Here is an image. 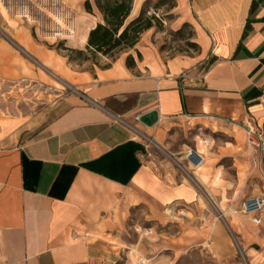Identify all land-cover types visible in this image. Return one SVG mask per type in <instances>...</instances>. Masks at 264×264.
Here are the masks:
<instances>
[{"label":"crops","instance_id":"1","mask_svg":"<svg viewBox=\"0 0 264 264\" xmlns=\"http://www.w3.org/2000/svg\"><path fill=\"white\" fill-rule=\"evenodd\" d=\"M146 1L134 0L131 18ZM176 1L181 25L196 29L195 55L165 59L152 41L147 45L152 28L110 66L79 71L32 43L41 63L56 68L54 74L73 91L35 114L16 100L10 116L0 114V264H94L110 256L111 234L103 229L115 215L146 207L162 222L178 205L199 219L191 240L206 243L204 256L213 264H242L226 225L208 216L204 196L217 194L222 203L241 178L255 187L251 195L264 196V184L257 188L259 177L264 180V151L247 136L252 129L264 140V0ZM96 25L86 30L85 42ZM17 52L0 38V72L13 75L22 64L28 67L31 62L21 55V65L11 62ZM23 79L28 80L0 77V86ZM154 110L160 118L154 127L135 121ZM182 122L198 126L193 148L206 154L197 184L153 156L133 128L157 141ZM216 178L221 186H212ZM261 219L264 223V213ZM232 223L239 234L261 232L236 219ZM247 255L249 264H264V247H248Z\"/></svg>","mask_w":264,"mask_h":264},{"label":"rangeland","instance_id":"2","mask_svg":"<svg viewBox=\"0 0 264 264\" xmlns=\"http://www.w3.org/2000/svg\"><path fill=\"white\" fill-rule=\"evenodd\" d=\"M86 1L0 0V38L9 42L20 52V54L17 52L13 55L18 58L11 59V62L21 65L19 60L23 61V59L20 55L31 62H27L28 67L22 64V71L17 74L0 72V77L4 82L23 77L28 78L20 82L3 83L4 85L0 86V114L10 116L12 114L11 104L15 100L19 108L32 110L35 114L43 111L59 95L69 91L66 89L65 80L63 82V79L57 77L58 73L54 74L57 69L51 70L43 65L39 59L43 62L44 59L39 58L33 46L47 52L52 51V54L57 57H65L66 61L71 62L79 71L99 70L114 62L113 59L102 55L93 56L88 53L86 45H82L87 43L85 42L86 30L88 31L102 21L97 10L94 14L87 12ZM177 5L176 0L162 4H159L158 0H152L145 6L146 9L151 10L149 15L154 14L151 7H160L156 13L158 21L154 22L155 26L152 31L155 33L153 37L145 35V38L148 41L147 45H151L150 41H152L159 54L165 59L177 55H195L198 52V47L192 46L195 44L196 29L190 23H184L187 24L186 26L181 25V20L177 15L178 11H176ZM160 20L163 22V27L158 25ZM23 35L30 38L32 42H26ZM78 50H82L83 54H78ZM129 51L120 52L117 54L118 58ZM44 72L54 75L55 81L46 76ZM24 81H27L25 84L27 88L23 86ZM7 88L10 90L8 94L6 93ZM198 133V126L182 122L162 132V137H157V141L167 153L180 154L188 147L194 146ZM204 134H207L205 129ZM151 151L153 156L166 164L170 163L168 158L154 147ZM225 163L229 165L228 162ZM229 179L235 183V177H229ZM259 179L261 184L257 186L258 191L260 185L264 184V180L261 177ZM211 184L221 186L222 180L216 178ZM254 189L252 182H244L241 178L238 185L230 189L231 193H224L222 203L217 194L211 197L204 196L208 216L217 218L226 225L236 256L242 264H249L248 247L252 246L257 250L264 247V241L260 240V237L264 236V223L258 226L251 221L250 217L241 212L243 202L253 197L250 191ZM242 190L245 191L242 192ZM179 209L181 206L178 205L174 210L166 212L168 214L160 217L162 222L153 218L154 216L146 207L126 210L121 217L118 214L115 215L111 225L103 229L111 234L107 237L108 245L111 247L110 256H103L100 260L94 261V264H213L211 257L204 256V246L208 247L206 243L200 246L195 243L194 239L191 240V228L196 227L199 219L188 210H185L186 215H180ZM231 219H236L246 226L249 224L257 230L260 228L261 232L251 231V233L239 234L234 229L236 223L230 225ZM150 229L153 234L147 235L146 232ZM187 236H189L188 239Z\"/></svg>","mask_w":264,"mask_h":264},{"label":"trees","instance_id":"3","mask_svg":"<svg viewBox=\"0 0 264 264\" xmlns=\"http://www.w3.org/2000/svg\"><path fill=\"white\" fill-rule=\"evenodd\" d=\"M150 1L152 0L145 2L138 16L131 18L134 0H87L85 2L87 12L94 14V11L97 10L102 17V21L89 33L86 46L88 53L116 60L117 54L120 52L134 49L142 35L154 28V22L158 21L156 13L160 7H151L154 14L149 15L151 10L146 9L145 6ZM167 1L170 0H158L159 4ZM158 25L163 27L162 20ZM186 25L184 24V26ZM192 46L198 47L196 44H192ZM77 53L83 54V51L78 50ZM138 55L141 57L140 53ZM127 63L130 67L135 64L131 55L127 57Z\"/></svg>","mask_w":264,"mask_h":264},{"label":"built area","instance_id":"4","mask_svg":"<svg viewBox=\"0 0 264 264\" xmlns=\"http://www.w3.org/2000/svg\"><path fill=\"white\" fill-rule=\"evenodd\" d=\"M66 89L71 91L73 88L66 85ZM92 105L96 107L98 106L97 102H92ZM140 118L141 115H137L135 117V121L141 124ZM133 128L138 134V136H140L146 142L147 146L150 149L154 147L157 151L164 154L168 158L170 163L180 172V174L185 179L190 180L193 184L197 182L196 174L206 162L205 153L200 152L197 148H193V147H188L184 152L180 154L167 153L165 148H163L162 145L154 139V137H151L143 133L137 127H133ZM247 136H248V142L250 143L251 146H254L264 151V140L261 139L262 137L258 135L257 131L249 129ZM202 142L204 146H208L209 144L206 138H203ZM179 210H180L179 211L180 215H186L185 213L186 208L181 207V209ZM263 211H264L263 195L249 197L242 204L241 212L244 215L250 217L251 221L256 225H260L262 223L261 214L263 213ZM146 234L152 235L153 234L152 229L148 230Z\"/></svg>","mask_w":264,"mask_h":264},{"label":"water","instance_id":"5","mask_svg":"<svg viewBox=\"0 0 264 264\" xmlns=\"http://www.w3.org/2000/svg\"><path fill=\"white\" fill-rule=\"evenodd\" d=\"M159 119L160 118H159L158 111L154 110V111L148 112L146 114H143L140 118V122L143 125L152 128L158 124Z\"/></svg>","mask_w":264,"mask_h":264}]
</instances>
